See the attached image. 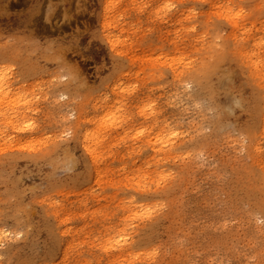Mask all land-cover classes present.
<instances>
[{
    "label": "rangeland",
    "instance_id": "obj_1",
    "mask_svg": "<svg viewBox=\"0 0 264 264\" xmlns=\"http://www.w3.org/2000/svg\"><path fill=\"white\" fill-rule=\"evenodd\" d=\"M226 9H256L264 36V0H0V159H21L0 160V264H264L262 123L246 133L261 89L231 55L247 18ZM15 111L34 130L10 136ZM55 144L58 167L25 159Z\"/></svg>",
    "mask_w": 264,
    "mask_h": 264
},
{
    "label": "bare ground",
    "instance_id": "obj_2",
    "mask_svg": "<svg viewBox=\"0 0 264 264\" xmlns=\"http://www.w3.org/2000/svg\"><path fill=\"white\" fill-rule=\"evenodd\" d=\"M228 17H230V18H233V17H241V18H247L246 20H245V31H247V34H246V32H244L243 33V36H244V39L243 40H239V41H235L234 39H233V41H231V42H234V43H232V50L231 49H229V50H231V55H233V57L236 59V58H240L241 60H242V63H243V65L245 66V68L247 69V71H248V73L250 74V77L253 79V81H255L256 82V84H257V86H258V88L259 89H261V90H259L260 92H257V93H253L254 94V96H253V98H252V102H251V106H250V110H251V113H252V115H253V119H252V123L249 125V129L247 130V135H248V138H249V140L251 141L249 144H251L252 142H253V138H254V130H255V128L259 125V124H261L262 123V126H263V128H262V130H263V133H264V114L262 115V119H261V122H258L257 121V118H258V116H259V114H260V105H262V107H263V110H264V36H260L259 35V33L256 31V30H258L259 28H256V24H255V22L257 21V16H258V14L256 15V9H255V15L253 16L252 15V13H251V11L249 12V14H246L244 11L242 12V10H238V11H236L235 13L232 11V9H229V10H227L226 9V13H225ZM226 15H224V16H226ZM232 23H233V25L235 26V23H234V21L232 20ZM263 24H264V21H263ZM255 30V31H254ZM264 30V29H263ZM234 31H236L235 29H234ZM242 36V37H243ZM240 37V36H239ZM228 39V38H227ZM231 39V38H230ZM222 48V47H221ZM227 49V48H226ZM228 50V51H229ZM221 51H222V49H221ZM222 55H223V51H222V53H221ZM222 58H223V56H222ZM213 68V67H212ZM211 68V65H205V66H202V71L201 72H199L200 71V69H197V70H194L193 72H192V77H191V80L192 81H201L202 79L203 80H205L204 81V85H203V91H202V93L203 92H207L208 91V76H209V74L212 72V69ZM13 77V76H12ZM202 80V81H203ZM207 81V82H206ZM200 85V84H199ZM11 89H12V85H11V81H10V78L7 76V74L6 73H0V107H3V105L5 106V104H7L8 106H10L11 104H12V102L14 101V99H12L11 98ZM213 91H214V89H213ZM209 95H210V93H208ZM212 95H213V97L215 96V93L214 92H212L211 93ZM206 95H207V93H206ZM211 96V95H210ZM201 97V96H200ZM208 97V96H207ZM212 97V96H211ZM217 103V102H216ZM30 104L31 103H25V104H23L24 105V107H27V106H30ZM220 104V103H219ZM222 106V105H221ZM220 106V107H221ZM106 107V106H105ZM108 107V106H107ZM110 108H113L112 106H109ZM219 107V108H220ZM8 108V107H7ZM6 108V109H7ZM214 108V107H213ZM216 108V107H215ZM214 108V109H215ZM10 109H11V107H10ZM24 109H26V108H24ZM101 109V107H99L98 108V104H95L93 107H92V110H93V112H95V113H97V114H99L100 112L99 111H101L100 110ZM108 109V108H107ZM221 109V108H220ZM0 110H2V108L0 109ZM27 110V109H26ZM29 110V109H28ZM27 110V111H28ZM105 110V109H104ZM216 110H218L217 108H216ZM249 110V109H248ZM112 111V110H111ZM216 112V111H215ZM23 111L21 112V111H15L13 114H11V115H1V116H5L6 117V120L4 121L5 122V124H6V126L8 127V130H9V134H10V136L11 135H14V134H26V133H30L32 130H34V128H33V126L32 125H30V124H26V125H22V126H19V124H18V121H17V119H20L21 117L24 119V118H26V113H24V116H23ZM102 113H107L105 116H103L102 117V119L100 120V122H101V124H105V123H108V122H110V124L112 123H114L115 121H113V122H111L110 121V116L112 115V114H110L108 111H103ZM112 113H113V111H112ZM157 114V113H156ZM100 116H101V114H99ZM156 116V115H155ZM145 117H147V116H145ZM252 117V116H251ZM144 118V117H143ZM148 118V117H147ZM23 119H21L22 121H23ZM85 119V118H84ZM84 119H83V117H82V115H81V113L80 112H78V114H77V124H76V129L77 130H79L80 129V127L81 126H83V125H85L86 124V122L84 121ZM145 119V118H144ZM117 122V121H116ZM115 122V123H116ZM130 122V121H129ZM111 124V125H112ZM117 124H118V122H117ZM110 125V126H111ZM127 125V124H126ZM109 126V127H110ZM125 126V125H124ZM116 127V126H115ZM123 127V126H122ZM164 128V127H163ZM166 128V127H165ZM164 128V129H165ZM122 129V128H121ZM164 129H162L163 131L162 132H164ZM170 130V129H169ZM158 131V130H157ZM168 131V130H167ZM162 132H157L158 134H157V136H155V138H154V144H156V143H161L162 144V146L164 147V144H170V148H172L171 147V144L172 145H175L173 142H170L171 140H168V139H165V141H164V138H163V136L166 134V131L164 132L165 134L163 135L162 134ZM172 132V131H171ZM156 133V132H155ZM168 133V132H167ZM170 133V132H169ZM167 134V136L166 137H168L170 134ZM4 135V132H0V139H1V137ZM153 135V134H152ZM171 135H174V132L173 133H171ZM260 135V134H259ZM154 136V135H153ZM261 136V135H260ZM262 136H264V135H262ZM170 137L171 136H169V139H170ZM173 137V136H172ZM152 138V139H153ZM157 138V139H156ZM174 138V137H173ZM83 141H84V143H85V146H86V150L87 151H89L90 153H93V147H95V145H94V142H95V140L93 139V136H91V134H85V136L83 137ZM152 139H150V142H151V140ZM167 140V141H166ZM173 140V139H172ZM156 141V142H155ZM248 141V140H247ZM259 141V140H258ZM86 142L88 143V147H87V144H86ZM249 142V141H248ZM260 143V142H259ZM153 144V143H152ZM153 144V145H154ZM178 144V143H177ZM56 145V144H55ZM58 145V146H57ZM56 146H55V148H54V146H53V153L50 155V153H49V156L47 155L48 154V151H47V153L45 152V153H40L39 155H34V156H31L30 157V155H27V156H29V158L27 159L26 157H25V159L26 160H28V162H33L34 164L36 163H39L40 161H44V162H46V164H47V162L50 164V165H52V168H56V167H58V165H59V163H60V159H61V156H62V154H61V152L59 151V149L61 148V144L59 145V144H57ZM157 145H159V144H157ZM156 145V146H157ZM160 146V145H159ZM153 147V146H152ZM167 147H169V145L167 146ZM64 148V147H63ZM88 148H89V150H88ZM175 148V147H174ZM250 148V152H251V154H253L254 153V155L252 156V155H250L251 156V158L252 157H254L255 155H257V153L259 154V151H260V148H259V146H258V144H255L254 146L253 145H251V147H249ZM262 148V147H261ZM161 149V148H160ZM164 149H166V148H164ZM168 149V148H167ZM62 150V149H61ZM163 150V149H162ZM249 151V150H248ZM50 152V151H49ZM66 152V151H65ZM250 153H248V155H249ZM70 155V154H69ZM72 155V154H71ZM14 158H16V159H14ZM22 158V157H21ZM23 158H24V156H23ZM261 158V157H260ZM20 158H17V157H8V158H6V159H4V158H2V159H0L1 160V164L3 165V164H5V165H9L10 163H16V161L15 160H19ZM66 159H67V156H66ZM21 160V159H20ZM19 160V161H20ZM71 160V159H70ZM252 160V159H251ZM66 161V160H65ZM93 161L94 162H96V157H93ZM259 161V160H258ZM27 162V161H26ZM41 162V163H42ZM70 162V164H69V166L72 164L71 163V161H69ZM68 162V163H69ZM261 162V161H260ZM68 163H67V165H68ZM258 163V162H257ZM43 164V163H42ZM40 165V164H39ZM257 165V164H256ZM258 165H260V164H258ZM257 165V166H258ZM72 166V165H71ZM263 166H264V164H263ZM63 167V166H62ZM260 167V166H259ZM258 167V168H259ZM262 167V166H261ZM68 168H70V167H68ZM67 168V166H66V169L67 170H69L70 171V169H68ZM63 169V168H62ZM65 169V170H66ZM56 170V169H55ZM59 170V169H58ZM66 170V171H67ZM261 170V169H260ZM60 171H61V169H60ZM262 171V170H261ZM251 172V171H250ZM56 173V172H55ZM59 173V172H58ZM97 173V177L99 176V172L97 171L96 172ZM252 173V172H251ZM263 173H264V169H263ZM53 174V173H52ZM60 174V173H59ZM49 175V174H48ZM57 175V174H56ZM58 176H60V175H58ZM51 177V176H50ZM50 177H49V179H50ZM53 178V177H52ZM54 179V178H53ZM57 180H58V178H56ZM55 179V180H56ZM257 179V178H256ZM56 180V181H57ZM55 181V182H56ZM263 182H264V177H263ZM50 182H48V189L50 190L53 186H55L57 183H50ZM255 189H257V188H255ZM254 189V190H255ZM245 195V194H244ZM254 195V194H253ZM261 196H259V198H260ZM246 198V197H245ZM248 199L246 198V200H245V202L247 201ZM261 200V199H260ZM264 201H262V203H263ZM242 204V203H241ZM255 204V203H254ZM264 207V206H263ZM261 209H263L262 207H261ZM134 212V211H133ZM55 216V215H54ZM127 216V215H126ZM126 216H124L125 218H126ZM56 217V216H55ZM128 218H129V216H127ZM124 218V219H125ZM128 218H127V220H128ZM125 221H126V219H125ZM123 222V221H122ZM129 222V221H128ZM127 223V222H126ZM121 224V223H120ZM123 224H125L124 222H123ZM122 224V225H123ZM121 225V226H122ZM126 225H128V223L127 224H125V227L126 228H128V226H126ZM110 227V226H109ZM116 228V227H115ZM121 228H124V226L123 227H121ZM120 231V230H119ZM118 231V232H119ZM123 231V230H122ZM117 232V233H118ZM125 232V229H124V231H123V233ZM128 232V231H127ZM126 232V233H127ZM122 233V234H123ZM121 234V233H120ZM119 233L116 235V236H118V235H120ZM121 234V235H122ZM127 236H128V233L126 234ZM125 237V236H124ZM118 238V237H117ZM125 238H128V237H125ZM125 238H121L120 236H119V240L120 239H123L122 240V242L121 241H119L118 239V241L120 242H118L117 243V246L119 247V248H121L122 247V244L123 245H125L126 243H128L127 242V240L125 239ZM129 240H130V237H129ZM130 242V241H129ZM125 247V246H124ZM117 248V247H116ZM118 249V248H117ZM119 252H121V251H119ZM126 252V251H125ZM122 254V253H121Z\"/></svg>",
    "mask_w": 264,
    "mask_h": 264
}]
</instances>
